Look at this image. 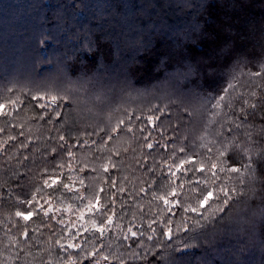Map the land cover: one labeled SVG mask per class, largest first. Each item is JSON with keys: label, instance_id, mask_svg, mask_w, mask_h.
I'll list each match as a JSON object with an SVG mask.
<instances>
[{"label": "trees", "instance_id": "obj_1", "mask_svg": "<svg viewBox=\"0 0 264 264\" xmlns=\"http://www.w3.org/2000/svg\"><path fill=\"white\" fill-rule=\"evenodd\" d=\"M220 48L232 51L231 57L221 55ZM208 64L216 66L209 74ZM262 65L264 0H0V103L8 104L5 111L11 113L10 117L0 116L4 129L0 132V264H73V260L76 264H264L260 184L253 193L237 183L238 203L217 222L177 232L172 241L160 236L144 239L143 249L136 245L128 249L121 225L126 231L133 218L137 225H146L150 216L168 218L162 201L151 194L145 196L140 189L149 184L155 188L159 183V167L164 166L171 149H156L149 157L156 169L153 176L139 163L147 151L129 134H114L99 152L95 146L74 147L71 157L60 151L57 140L48 139L64 135L71 144L87 141L85 133L95 132L91 138L99 144L102 130H110L118 120L133 114L144 117L159 109L171 113V123L180 125L179 132L173 133L180 137L176 147H186L189 156L195 152L204 157L208 148L215 151L219 147L218 133L230 127L224 113L231 116L225 109L213 117L208 98L221 94L230 83L237 86L225 98L230 104H236L240 93L256 90L260 94L253 88L260 82L250 73ZM24 75L28 78L19 81ZM66 79L84 87H73ZM119 94L117 100L126 101H114L106 108V101ZM32 95L63 98L62 120L54 118L45 124L38 119V112L28 103ZM17 99L28 106L9 104ZM169 123L164 122L166 135L171 133ZM249 129L246 125L243 130ZM21 132L23 136H19ZM12 136L17 141H9ZM237 139L243 137L237 134ZM21 140L25 144L31 141L27 149L12 146ZM52 147L57 148L56 153L46 152ZM154 160L160 162L159 167ZM202 162L207 167V160ZM112 164L117 167L113 169ZM253 167L255 175L261 176L260 164ZM109 177L116 181L117 189L126 190L124 195L111 190L117 194L115 205L108 204ZM56 178L60 182L53 185ZM63 184H70L72 190L64 189ZM122 200H127L123 209ZM41 205L53 212L44 216ZM106 205L116 213L112 230L105 231L102 241L88 242L86 238L99 236L92 221L99 223ZM29 210L36 213L31 221L16 216V212ZM176 211L170 226L181 223L182 214ZM153 227L159 233V223ZM141 230L145 237L151 234ZM72 233H77L73 242H79L83 251L59 248L57 240L67 245ZM19 248L24 251L18 260L15 253ZM97 248V256L85 260ZM141 251L145 255L134 258ZM105 255L108 261L102 259Z\"/></svg>", "mask_w": 264, "mask_h": 264}, {"label": "snow or ice", "instance_id": "obj_2", "mask_svg": "<svg viewBox=\"0 0 264 264\" xmlns=\"http://www.w3.org/2000/svg\"><path fill=\"white\" fill-rule=\"evenodd\" d=\"M218 52L226 57H231L232 55V51H225L223 48H220ZM215 67L214 64H208V74ZM250 76L252 78H258L260 83L254 84L253 88L258 89L260 94L256 90H252L247 94L240 93L236 97V104H230L225 98L226 96H232L237 90V86L230 83L228 87L222 90L221 94L208 98L207 107L211 110L213 117L219 115L225 109L231 112V116H227V113H224L230 122V127L218 133L216 144L219 147L215 151H213V148H208V154L204 157H201L199 153L195 152L189 156L186 147H176L180 137L173 135V133L179 132L180 125L171 123V113L159 109L144 117L133 114L127 116L126 119L118 120L116 126L110 130H102L104 131V135L101 136L99 144H97L95 139L91 138L97 135L95 132L85 133L89 137V140H76L71 144L68 143L64 135L48 137L49 140H57L60 151L71 157L73 155L71 149L74 147L87 145L89 149H92L95 146V151L99 152L102 146H106L108 141L114 139V134H129L136 140L139 148L147 151V156L142 161H139V163L142 166L146 165L145 170L153 176H155L156 169L149 163V157H152L156 149H161L163 152H169V149H171V152H169V155L163 161V167H159V161H153L162 173V176L159 178V183L156 184L155 188H152L151 184H149L148 188L142 187L140 189V193H144L145 196L151 194L154 200L162 201L168 218L166 220H158V218H152L150 216L149 222L146 225L144 223L139 225L135 224V218H133L129 221L126 231L125 226L121 225L119 230L123 233L122 241L127 242L126 247L128 249H131L134 245L143 249L144 239L151 241L159 239L160 236L165 237L168 241H172L177 232L187 233L194 228L203 227L206 224L223 219L224 215L232 212L236 203H238V200L235 198L239 193L238 187L235 186L237 183L245 184L249 191L253 193L254 186L260 184V194H264V65L250 73ZM229 89H231V92H229ZM62 102L63 98H58L57 96L48 98L46 96L32 95L28 98V103L32 104L33 110L38 112L37 118L43 120L45 124H51L54 118L56 121L62 120ZM9 104L12 106L17 104H22L23 107L28 106L18 99L9 100ZM6 107H8V104L0 103V116L10 117L11 113L5 111ZM184 115L188 116V113ZM189 119H191L190 116ZM134 120H138L140 123L134 124ZM166 120L170 122L168 126L171 127V133L168 135L165 134L166 128L164 122ZM246 125L250 126L248 131L243 130ZM12 126L14 127L15 125ZM220 127L223 128V125L221 124ZM3 131L4 129L0 128V132ZM254 132L257 135L254 136ZM154 133L155 135H153ZM237 134L243 137V139H237ZM19 136H23V133H19ZM17 139L18 137L16 136L9 137V141L12 142L17 141ZM28 144H31V141ZM28 144H25L21 140L19 144L13 143L12 146L23 150L28 148ZM257 148H259V151H256ZM46 152L56 153L57 148L52 147L51 149H46ZM115 155L119 156L120 154L115 153ZM214 157L215 159H213ZM53 158L55 159V156ZM23 159L27 160L28 157L24 156ZM169 160L173 161V163L169 164ZM203 160H207V167L202 162ZM198 161L201 162L198 163ZM257 163L260 164L261 176L259 177L255 175L257 169L253 167ZM237 164L240 166L237 167ZM111 167L115 169L117 165L112 164ZM104 171L108 172V167H105ZM242 173H247V175H242ZM233 176H235V182H232ZM109 179L111 183L108 193V204L115 205L117 194L111 190L116 189L120 195L126 194V190L123 188L117 189L116 181L111 179V177ZM176 181H179V184H176ZM59 182V178L52 181L53 185L59 184ZM44 183L47 185L48 180H45ZM80 183L83 184V180ZM63 188L69 191L72 190L70 184H63ZM177 189L180 191L178 192ZM99 191L104 193L105 189L101 188ZM159 192H163L164 194L157 195ZM127 195L129 198L134 199L131 193H127ZM95 200L99 204V195L95 197ZM29 204H31V201H29ZM126 205L127 200H122L121 208L123 209ZM87 208L91 211L93 204L89 202ZM41 209L43 210L44 216H48L49 213L53 212L51 207L44 209L41 205ZM177 209L182 214L180 216L181 223L176 226H170L172 225L173 218L177 216ZM141 211L143 212V209ZM35 214L31 210L16 212V216L22 217L25 221H31ZM100 215L101 219L99 223L96 220L92 221V227L99 236L86 238L88 242H92L93 239L102 241L105 231L108 230L111 232L112 230L114 223L113 216L116 215L115 210L106 205L105 210ZM124 215L125 213L121 211V217ZM152 215L158 217L159 213ZM79 218L80 220L84 219L83 212L80 213ZM58 223L63 224L64 221L59 220ZM158 223L160 225L159 233L153 227V225ZM72 227L75 228L76 225L73 224ZM141 229H145L151 234L145 237V231ZM68 231L71 232V229ZM83 231L87 233L89 232V228L85 226ZM78 232L79 230L77 229ZM77 233H72L67 245L57 240L59 248L65 252L70 248L83 251L79 242H73L76 240ZM23 237L25 238V242H27L29 233L26 229L23 231ZM103 247L104 244L100 243L99 248ZM99 248L89 253L85 257V260L95 258ZM23 251L24 249L22 248L17 249L15 254L18 260L21 259V252ZM143 255L145 253L142 251L133 254L134 258L142 257ZM102 259L108 261L109 256L105 255ZM73 264H76L75 260H73ZM96 264H99V262L97 261Z\"/></svg>", "mask_w": 264, "mask_h": 264}, {"label": "rangeland", "instance_id": "obj_3", "mask_svg": "<svg viewBox=\"0 0 264 264\" xmlns=\"http://www.w3.org/2000/svg\"><path fill=\"white\" fill-rule=\"evenodd\" d=\"M4 20H5V18H4ZM26 70V69H25ZM50 77H52V76H50ZM28 77L27 76H22V77H20L19 78V81L20 80H26ZM53 80H55V79H49V81H53ZM66 82L67 83H70V84H72V85H74L73 87H84L83 86V84H81V82L80 83H73L72 81L70 82V81H67V79H66ZM93 89H91L90 91H92ZM122 95H117V96H114V97H112L111 99H108L107 101H106V108L108 107V105L111 103L112 104V102H114V101H117V102H120V103H123V102H125L126 100L123 98L122 100H117L119 97H121ZM108 111V110H107ZM96 117L98 116V115H95ZM95 119V118H94Z\"/></svg>", "mask_w": 264, "mask_h": 264}]
</instances>
